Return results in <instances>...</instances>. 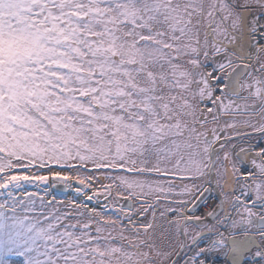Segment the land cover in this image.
I'll list each match as a JSON object with an SVG mask.
<instances>
[{
  "label": "snow or ice",
  "instance_id": "snow-or-ice-1",
  "mask_svg": "<svg viewBox=\"0 0 264 264\" xmlns=\"http://www.w3.org/2000/svg\"><path fill=\"white\" fill-rule=\"evenodd\" d=\"M0 264H264V0H0Z\"/></svg>",
  "mask_w": 264,
  "mask_h": 264
}]
</instances>
